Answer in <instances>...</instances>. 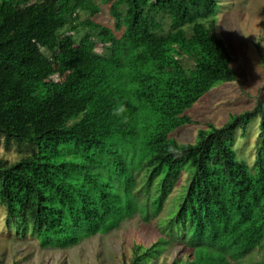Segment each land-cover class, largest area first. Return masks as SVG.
<instances>
[{"label":"trees","instance_id":"1","mask_svg":"<svg viewBox=\"0 0 264 264\" xmlns=\"http://www.w3.org/2000/svg\"><path fill=\"white\" fill-rule=\"evenodd\" d=\"M106 3L112 27L91 19ZM217 7V0H0V137L24 155L0 159L8 229L64 248L134 214L157 218L159 237L137 244L129 264L151 263L173 243L191 258L172 264H238L261 246V101L223 126L199 128L195 142L170 135L192 122L185 111L216 83L237 79L216 34ZM257 115L252 171L235 157L234 131Z\"/></svg>","mask_w":264,"mask_h":264},{"label":"rangeland","instance_id":"2","mask_svg":"<svg viewBox=\"0 0 264 264\" xmlns=\"http://www.w3.org/2000/svg\"><path fill=\"white\" fill-rule=\"evenodd\" d=\"M217 2L216 34L225 42L233 57L231 67L237 79L216 83L206 95L185 111L192 122L170 134L179 143L195 142L199 128H206L207 124L223 126L234 115L253 109L258 100L264 107V0ZM91 19L112 27L109 3L100 5V12ZM260 119V115H257L246 126H238L234 131L235 157L238 161L245 162L252 171ZM18 148L19 145L12 141L5 147L3 138L0 137V159L11 164L19 160L24 155ZM186 174V171L181 174L170 198L184 184ZM167 203L160 217L166 214ZM4 219L5 210L0 205V264H129L137 244L149 246L160 235L157 218L145 222L138 214H134L112 231L90 235L73 246L43 247L39 239L30 235L21 236L16 228L8 229ZM190 258L189 249L173 243L168 244L148 264H172L176 260L186 261ZM263 262L264 240L260 247L243 257L238 264Z\"/></svg>","mask_w":264,"mask_h":264},{"label":"clouds","instance_id":"3","mask_svg":"<svg viewBox=\"0 0 264 264\" xmlns=\"http://www.w3.org/2000/svg\"><path fill=\"white\" fill-rule=\"evenodd\" d=\"M120 111H123V109H121Z\"/></svg>","mask_w":264,"mask_h":264}]
</instances>
